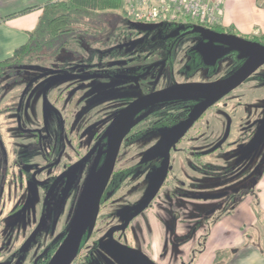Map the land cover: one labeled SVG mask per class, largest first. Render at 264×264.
Segmentation results:
<instances>
[{
    "label": "flooded vegetation",
    "instance_id": "obj_1",
    "mask_svg": "<svg viewBox=\"0 0 264 264\" xmlns=\"http://www.w3.org/2000/svg\"><path fill=\"white\" fill-rule=\"evenodd\" d=\"M232 39L264 46L263 41L251 36H242L219 26L194 23L184 16L171 14L154 23L141 25L128 43L114 42L110 77L114 81V91L110 94L107 90L95 91L81 86L91 78L109 80L105 74L90 72L83 63L69 69L68 74L79 78L68 79L69 88L53 91L51 99L54 101L50 99L53 106L59 110L62 108L60 120L53 123L54 133L59 140L44 143L40 131L32 127L35 123L44 124L45 127L42 112L41 121L36 120L30 125L27 138L20 136L7 146L0 137V264H48L64 240L77 207L75 205L71 214L68 212L60 225L66 204L78 203L91 169L94 166L91 175L94 179L107 157V130L116 115L134 100L173 85L217 83L231 77L247 61V58H241L242 51ZM263 71L264 65L234 89L202 108L168 149L164 170V152L143 163L147 151L164 139L173 127L187 122L191 113L202 107L207 99H172L140 110L120 144L111 176L92 217L90 230L83 235L70 264H103L97 258L98 254L101 257L105 255L110 261L117 258L128 264L107 250V247L110 248L108 244L114 243L140 251L153 262L146 246L141 247L138 232L137 247L131 239L130 227L137 229L135 221L141 213L135 216L132 213L133 218L124 230L117 228L125 221L119 215L120 210L140 203L148 187H154L161 177L160 187L145 209L154 204L166 217L161 221L169 219L181 222L183 216L180 210L190 207L187 215L189 213L191 216L184 219L186 223L194 224L189 227L188 239L192 237V227L201 216L193 208V203L197 197L206 196L197 195V191L210 187V181L204 183V179L218 180L229 175L232 180H237L254 171L256 187L255 181L262 174V165L258 163L264 162V149L253 157L256 164L244 174L239 173L243 166H235L233 159L242 161L251 158L264 145L263 141L255 151L247 152L264 119ZM51 77L53 75L46 76L47 82ZM257 90H260V95L247 100L250 98L247 97L248 92L254 95L253 92ZM119 91L136 96L119 97ZM65 97L68 99L66 104ZM149 137L153 143L141 151L138 165L130 171L117 170L121 151ZM212 144L216 146L212 147ZM181 146L188 147L182 149ZM14 147L25 148L18 154L11 152ZM218 149L224 150L220 154L225 151L230 153L222 159L216 155ZM78 163H81L78 169L68 178L69 169ZM134 171L136 177L143 173L144 186L140 188V198L131 202L120 192L127 183L126 178ZM151 176L156 177L153 183ZM237 191L211 194L209 196L213 199L207 200L219 203L215 208L217 211L222 205L225 207L230 202L231 194ZM76 192L80 194L74 199ZM209 210L212 211L211 208ZM211 211L206 210L202 214ZM192 215L197 217L192 218ZM58 225L60 229L55 233ZM83 249H86V253L82 256Z\"/></svg>",
    "mask_w": 264,
    "mask_h": 264
},
{
    "label": "crops",
    "instance_id": "obj_2",
    "mask_svg": "<svg viewBox=\"0 0 264 264\" xmlns=\"http://www.w3.org/2000/svg\"><path fill=\"white\" fill-rule=\"evenodd\" d=\"M52 1L58 0H0V63L11 58L18 48L27 43L29 33L37 25L42 7ZM221 2L222 13L218 25L242 36L264 35V0ZM263 181L262 172L254 189L256 200L253 195H248L231 209L222 205L221 209L215 211L219 204L217 201L207 200V196L197 197L193 208L199 214L207 208L212 209L211 215L215 216L216 212L219 214L210 223L208 220L200 222L199 219L195 227H192V237L187 240L185 238L188 237L190 226L194 224L186 223L184 210L181 211L183 221L166 219L170 221L167 225V221L160 220L166 218L162 211L154 204L149 206L135 221L141 247L146 246L149 257L156 264H178L183 258L181 254L191 250L202 237L204 249L196 260L197 264H264V249L260 246H254L248 251L239 250L244 247L242 244L246 233L258 231L262 236L260 226H264ZM256 210L259 211L258 215L254 213ZM182 242L184 244H180Z\"/></svg>",
    "mask_w": 264,
    "mask_h": 264
},
{
    "label": "water",
    "instance_id": "obj_3",
    "mask_svg": "<svg viewBox=\"0 0 264 264\" xmlns=\"http://www.w3.org/2000/svg\"><path fill=\"white\" fill-rule=\"evenodd\" d=\"M142 26H144V24H142ZM137 28H141V24H137ZM232 40L235 42L236 47L242 51L241 58H247V61L242 66V68H240L231 77L217 83H187L173 85L162 91L154 92L134 100L116 115L114 121L107 130V134H109V146L107 157L103 162V165L101 166L97 177L94 179L91 178V175L94 172V166L91 169L85 187L77 203L75 212L68 225L66 236L48 264H70L76 256L83 235L86 231L89 232L90 230L92 217L97 211L101 196L111 176L113 166L115 165L116 157L120 148V144L123 138L125 137V134L128 132L134 116L140 110L148 106H153L172 99H207V102L202 107H199L196 111L191 113V117L187 122L173 127L171 130H169V132L165 134L164 139H162L156 146L147 151L145 157L142 160L143 163L148 162L155 156H158L161 152H164V170L168 160V149L177 140V138L184 131V129L187 128L189 123L198 114H200L202 108L213 103L215 100L219 99L221 96L234 89L246 78H248L252 73H254L260 66L264 65V46L245 42L238 39ZM46 76L48 77L49 75H45L44 77ZM73 78L79 77L71 74H58L54 75L48 82H46L45 86L43 87L42 95V114L45 123L47 115L46 91L48 90L50 85L57 80ZM263 141L264 119L256 136L248 145L247 152L252 153L253 151H255L262 144ZM80 164L81 163H78L77 165L69 169V176L67 175L68 178L71 177L74 170L78 169ZM155 179L156 177L154 178L153 176H151V183H153ZM162 180L163 178L161 177L159 178L157 184L154 187H152V185L151 187H148L145 198L140 203L131 207H125L120 210L119 215H121L122 220L125 221L123 225L119 226L117 229L124 230L127 227L129 222L133 218L132 213L135 216L145 210L150 201L153 199L155 193L158 191ZM122 214H124V216ZM108 245L110 246V248L107 247V250L112 255L122 260H125L128 264H155L145 255H143L140 251L122 246L118 243Z\"/></svg>",
    "mask_w": 264,
    "mask_h": 264
},
{
    "label": "trees",
    "instance_id": "obj_4",
    "mask_svg": "<svg viewBox=\"0 0 264 264\" xmlns=\"http://www.w3.org/2000/svg\"><path fill=\"white\" fill-rule=\"evenodd\" d=\"M137 24L144 23H137L127 15L123 0L48 2L42 7L37 25L29 33L27 43L18 48L11 58L0 63V87L22 82L28 75L65 74L81 63L90 72L99 70L100 64L112 66L114 42L132 41ZM106 30L109 32L104 35ZM251 38L263 41L264 44L262 34L252 35ZM64 56H68L72 62L67 63ZM0 111L6 112L3 108ZM258 180L259 177L255 183ZM232 194L226 205L229 209L248 195H253L256 200L251 189Z\"/></svg>",
    "mask_w": 264,
    "mask_h": 264
},
{
    "label": "rangeland",
    "instance_id": "obj_5",
    "mask_svg": "<svg viewBox=\"0 0 264 264\" xmlns=\"http://www.w3.org/2000/svg\"><path fill=\"white\" fill-rule=\"evenodd\" d=\"M181 16V15H179ZM194 23H197L196 21H193ZM109 31L106 30L104 35H106ZM97 48H100L99 45H96ZM63 58V57H62ZM99 59L101 60V58L99 57ZM96 59V60H99ZM64 60H67V63L72 62L71 59L68 56H64ZM87 59L84 60V62H86ZM101 62V61H100ZM99 71L97 72H101V74H105V77L109 78L108 79H104V80H100V79H96V78H91L87 81H84L83 83H81L83 89H89V90H95V91H102V90H107L106 92H108L109 94L111 93V91H114V81L110 80L111 77V72L112 67L110 64L104 65L103 64L99 65ZM109 68V69H108ZM264 72V71H263ZM66 74H68L66 72ZM45 76V75H44ZM44 76H38L36 75H31V76H27V78L25 80H23L22 82H19L17 84H13V85H2L0 87V109L3 108L6 110V112L4 111H0V137L3 140V142H5V144L8 146L9 144H12L14 142V140L16 138H19L20 136H23L24 138L27 136H29V133L27 134L28 130H30L29 128L31 127L30 125L33 122L37 121H41V112H42V95H43V87L45 86L47 79ZM178 80H180L177 77ZM53 85H50V87L48 88V90L46 91V96H47V116H46V124L44 127L43 125H40L39 123H35L34 125H32V127L38 129L40 131V133L42 134L41 137L44 138L43 142H49L50 140H59V136H56L54 133V127H53V123L57 122L60 120L59 117H61L60 115H62V108L59 110L58 108H56L55 106H53L50 102L51 99V93H53V91H63L65 90V87L69 88L70 85V80L68 79H63V80H57L55 82L52 83ZM260 90L254 91V95H249L250 92H248L249 94L247 95L250 96L249 99L247 100H251L254 98H257L258 93ZM264 91V90H263ZM264 95V94H263ZM119 97L122 96H126V97H134L136 96L135 94H131L130 92H120L118 94ZM52 101H54V99H51ZM67 98H64V103L66 104L67 102ZM64 106V105H63ZM62 106V107H63ZM258 118V117H257ZM29 125V126H28ZM47 129V130H46ZM23 132V134H22ZM18 141V140H16ZM153 143L152 138H145L144 140H142L140 143L138 144H133V145H129L127 147H125L122 151H121V155H120V159L117 162L116 165V169H125V171H130L133 170L139 163V157H140V153L141 151H143L145 148H147L150 144ZM216 145L212 144V147H215ZM188 146H181V148H185ZM211 147V146H209ZM208 147V148H209ZM211 147V148H212ZM25 148V147H24ZM24 148H20L18 147V149L16 147H14L11 152L12 153H22ZM190 148V147H189ZM15 149V152H14ZM264 149V145L251 157V158H247L244 159L242 161H237L235 160V158L233 159L235 161V166H243L242 171H240L239 173L244 174V171H250L251 167L254 166L256 164V161L253 159V157H255L257 154H259L261 151H263ZM222 151L224 150H220L218 149V152H216V155L219 157H221L222 159L224 158L223 156L229 154V151H225L224 153L220 154ZM25 152V151H24ZM36 153V152H35ZM41 153V152H39ZM238 153V152H237ZM236 153V154H237ZM229 158V157H228ZM232 159V158H229ZM237 161V162H236ZM136 165V166H135ZM259 166L262 165V170L264 169V162L263 163H258ZM258 166V167H259ZM247 168V169H246ZM261 170V171H262ZM145 173V172H144ZM143 173L140 174V176L136 177V171H134L132 174H130L128 176V178H126L127 183L124 184V188L122 189V191L120 192V194L123 195V197L125 196V198L129 201H134V200H138L141 196L140 192L143 186H144V178L141 176ZM246 176H242L239 177L237 180H232L231 178H229V175H226L225 178L224 177H220V179L218 178V180H214L211 178H206L203 180L204 183H207L208 181H210V187L209 188H200L199 191H197V195H203L205 194L209 199H213L211 198L209 195L211 194H217V193H226V191L229 192H233L234 189H238L237 192H234L233 194H240L242 191H245L247 189H251L252 192H254V180H255V175L256 173L254 171L246 173ZM263 176H264V172H263ZM259 183V182H258ZM142 184V185H141ZM258 185V184H257ZM261 186H264V181L261 183ZM128 189V190H127ZM243 189V190H241ZM82 189H80L81 191ZM241 190V191H240ZM79 191V192H80ZM79 192H76L74 195V199L75 197L78 198L79 196ZM129 197V198H128ZM74 204V205H73ZM73 204L67 203L65 208H64V212H62V217L60 219V225L63 221V219L65 220L66 215L68 214V212L70 211V214L72 213V210L74 209L75 205H77V201ZM191 205V204H190ZM258 206V204H257ZM190 208V207H189ZM189 208H185L182 209L184 210V215L185 216H191V214L187 215V212L189 210ZM180 210V211H182ZM208 211H211L209 209H206ZM205 209H203L201 211V216L199 215V219L200 222L201 220H208V223H210L211 221L215 220V217L217 216V214H219V212H216L215 216L214 215H210V212L206 213V214H202L206 211ZM254 210V209H253ZM257 211V210H256ZM255 215L259 214V211L254 212ZM192 218H196L197 215H192ZM261 217H262V213H261ZM188 219H191V217H186ZM261 221V219H260ZM262 222V221H261ZM103 227V226H102ZM99 228V233L101 232V228ZM60 227L58 225L57 230L55 231V233L57 231H59ZM197 229V227H196ZM131 239H133V244L135 247H137V229H131ZM260 232L262 234V236H260V233L257 231L255 233H246V238L243 242V246L244 247H240L239 250L241 251H248L251 248H253L254 246L256 247L257 245L260 246L262 249H264V226H260ZM188 238H186L187 240ZM168 243V241H166V244ZM180 244H184V242L180 243ZM204 249V239L201 237L200 238V242H198L197 244H195L194 247L191 248V250L184 252L183 254H181V256H183V258L180 260V262L178 264H197L196 260L198 258V256L200 255V252H202ZM86 249H83L81 255L83 256L86 251ZM99 256H97V258H100L102 260L103 264H114V261L116 264H125L123 263L121 260L114 258L112 259L113 261H110L109 258L105 257V255L103 257H101L100 254H98ZM104 258V259H102ZM199 264H201V262H199Z\"/></svg>",
    "mask_w": 264,
    "mask_h": 264
},
{
    "label": "built area",
    "instance_id": "obj_6",
    "mask_svg": "<svg viewBox=\"0 0 264 264\" xmlns=\"http://www.w3.org/2000/svg\"><path fill=\"white\" fill-rule=\"evenodd\" d=\"M127 15L137 23L151 24L171 14L199 24L218 25L221 0H123Z\"/></svg>",
    "mask_w": 264,
    "mask_h": 264
}]
</instances>
